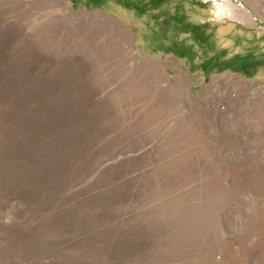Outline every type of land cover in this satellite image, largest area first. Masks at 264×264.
Segmentation results:
<instances>
[{
    "label": "rangeland",
    "instance_id": "374dc122",
    "mask_svg": "<svg viewBox=\"0 0 264 264\" xmlns=\"http://www.w3.org/2000/svg\"><path fill=\"white\" fill-rule=\"evenodd\" d=\"M251 2L0 0V264H264Z\"/></svg>",
    "mask_w": 264,
    "mask_h": 264
},
{
    "label": "bare ground",
    "instance_id": "6f19581e",
    "mask_svg": "<svg viewBox=\"0 0 264 264\" xmlns=\"http://www.w3.org/2000/svg\"><path fill=\"white\" fill-rule=\"evenodd\" d=\"M223 1H225L226 2V4H224L223 3V5H221V7L223 8V9H226V10H228V17H229V19H238L239 21H242L243 19L242 18H239V17H237L238 16V11H237V9L235 8V7H230L229 5H228V1H230V0H223ZM221 9V8H220Z\"/></svg>",
    "mask_w": 264,
    "mask_h": 264
},
{
    "label": "crops",
    "instance_id": "0c3cea01",
    "mask_svg": "<svg viewBox=\"0 0 264 264\" xmlns=\"http://www.w3.org/2000/svg\"><path fill=\"white\" fill-rule=\"evenodd\" d=\"M240 1H242L244 4H253V3L251 2V0H240Z\"/></svg>",
    "mask_w": 264,
    "mask_h": 264
},
{
    "label": "built area",
    "instance_id": "2783aa9c",
    "mask_svg": "<svg viewBox=\"0 0 264 264\" xmlns=\"http://www.w3.org/2000/svg\"><path fill=\"white\" fill-rule=\"evenodd\" d=\"M215 2L217 1V0H214Z\"/></svg>",
    "mask_w": 264,
    "mask_h": 264
}]
</instances>
